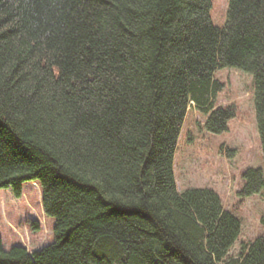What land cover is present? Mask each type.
Here are the masks:
<instances>
[{
    "label": "trees",
    "instance_id": "1",
    "mask_svg": "<svg viewBox=\"0 0 264 264\" xmlns=\"http://www.w3.org/2000/svg\"><path fill=\"white\" fill-rule=\"evenodd\" d=\"M212 8L0 0V193L36 182L54 220L31 252L0 232V264H264V231L232 253L242 219L215 189L177 182L188 110L215 134L237 115L218 70L252 74L264 157V0H228L222 26ZM242 178L240 198L264 190L261 167Z\"/></svg>",
    "mask_w": 264,
    "mask_h": 264
},
{
    "label": "rangeland",
    "instance_id": "2",
    "mask_svg": "<svg viewBox=\"0 0 264 264\" xmlns=\"http://www.w3.org/2000/svg\"><path fill=\"white\" fill-rule=\"evenodd\" d=\"M228 0H213L212 18L222 26L226 19ZM217 77L227 84L220 95V103L235 101L237 115L230 121L229 131L210 133L202 128L203 116L194 107L188 110L185 126L176 152L175 172L180 189L210 187L219 192L227 208L233 209L243 221L242 232L231 252L238 253L241 244L253 240L264 229L260 218L264 213V190L247 198H240L242 174L248 167H261L264 171L262 143L258 132L253 76L238 69L217 71ZM234 149L222 153L220 148ZM24 193L16 197L11 189L0 193V232L7 248L15 243L24 244L29 251L54 239L52 218L42 206V193L38 183L24 182ZM39 223V228L33 224Z\"/></svg>",
    "mask_w": 264,
    "mask_h": 264
}]
</instances>
